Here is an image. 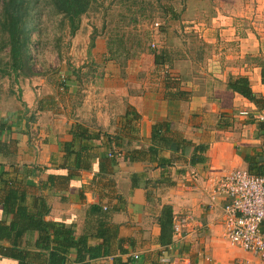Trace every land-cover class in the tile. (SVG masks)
<instances>
[{
	"label": "crops",
	"instance_id": "0c3cea01",
	"mask_svg": "<svg viewBox=\"0 0 264 264\" xmlns=\"http://www.w3.org/2000/svg\"><path fill=\"white\" fill-rule=\"evenodd\" d=\"M259 25L243 37L236 25L219 29V40L234 43L216 42L204 66L181 68L167 50L169 63L152 62L167 68L162 77L132 60L117 67L125 68L122 76L104 64L102 77L89 81L94 90L78 98L41 97L39 87L25 85L23 102L32 120L23 111L0 109L7 121L0 151V264H19V257L52 264L50 252L63 254L56 264H259L228 242L227 199L211 196L230 169L264 175V121L261 127L238 114L264 115V107L226 86L229 77L245 76L264 97V23ZM162 121L168 123L164 145L153 144L157 151L145 159H124L127 151L152 145V128ZM192 156L198 161L192 163ZM10 190L11 205L5 203ZM166 206L172 227L182 222V237L172 231L162 243ZM20 209L23 216L16 215ZM39 219L50 224L49 249L38 244L39 230L30 222Z\"/></svg>",
	"mask_w": 264,
	"mask_h": 264
},
{
	"label": "rangeland",
	"instance_id": "374dc122",
	"mask_svg": "<svg viewBox=\"0 0 264 264\" xmlns=\"http://www.w3.org/2000/svg\"><path fill=\"white\" fill-rule=\"evenodd\" d=\"M27 1L28 51L36 74L16 79L12 72L3 73L9 65H1L0 109L20 110L28 118L25 85L39 87L36 92L41 89V97L78 98L92 92L97 85L89 81L101 78L106 70L125 75V68L117 67L132 60L144 62L149 74L162 77L167 68L156 69L152 62L153 51L163 49L170 50L177 65L186 64L189 70L212 61L216 42H233L219 40V29L236 25L243 37L264 23V0H93L71 34L67 18L50 0ZM172 10L177 19L170 17ZM224 17H230L226 23ZM4 50L0 52L2 62L7 60ZM106 63L111 66L104 71ZM127 76L130 80L132 72Z\"/></svg>",
	"mask_w": 264,
	"mask_h": 264
},
{
	"label": "trees",
	"instance_id": "16d2710c",
	"mask_svg": "<svg viewBox=\"0 0 264 264\" xmlns=\"http://www.w3.org/2000/svg\"><path fill=\"white\" fill-rule=\"evenodd\" d=\"M53 4V8L68 20L69 31L74 33L77 29V19L79 15L84 13L93 0H50ZM30 3L27 0H3L0 4V52L4 50V55L7 56L6 62H2L0 59V66L6 63L9 65V70H2L4 74L13 73L14 77L17 79L19 76L28 77L36 74L32 71L30 67V54L28 51V45L30 40L31 29L27 26V17L29 15ZM171 18L178 17L177 14L172 10L170 12ZM177 19V18H176ZM167 50L153 51V62L156 65L169 63V56ZM1 56V55H0ZM1 69V68H0ZM262 81L264 82V65L261 69ZM63 81V80H62ZM226 86L234 92L239 93L249 101L253 102L259 108L264 107V97L253 92L249 86L248 80L245 76L229 77L226 82ZM63 87V86H62ZM60 87V88H62ZM23 115V114H22ZM31 115L26 121L32 120ZM222 127H226V123L220 124ZM260 126L263 127V122H260ZM7 128V121L5 118L0 119V151L4 150L5 142L1 140V135L5 132ZM168 131V123L166 121L155 123L152 128L151 139L152 145H150L146 150L143 149H132L125 153L124 159L135 161L145 159L146 157L153 155L157 149L154 145H164L167 141L168 136L166 132ZM169 139V138H168ZM188 141L182 140V144H186ZM180 146V145H178ZM197 147V146H196ZM199 148V146H198ZM202 148V147H200ZM190 161L197 162L198 158L194 156L191 157ZM13 191L10 190L5 203L11 205L13 201L12 195ZM17 216H23L24 213L20 209ZM36 220V219H35ZM32 222V227L39 230L40 237L38 244L42 248L49 249L50 245V234L48 230L49 222H45L43 219H39L36 222ZM160 227H161V242L167 243L171 239L172 229V215L170 214L169 207H164L162 209V214L160 216ZM58 233L63 236L64 239L68 238L66 232H62V229L57 228ZM60 230V231H59ZM63 233V234H62ZM70 243H63V246H68ZM64 257L63 254H58V252L49 253V261L52 264L61 263ZM19 264L24 263L23 259L19 257Z\"/></svg>",
	"mask_w": 264,
	"mask_h": 264
},
{
	"label": "built area",
	"instance_id": "2783aa9c",
	"mask_svg": "<svg viewBox=\"0 0 264 264\" xmlns=\"http://www.w3.org/2000/svg\"><path fill=\"white\" fill-rule=\"evenodd\" d=\"M238 114L251 116L257 122L264 121L262 113L251 110H240ZM216 195L227 199L223 226L228 242L252 253L259 264H264V175L242 168L230 169L216 180L211 196ZM172 228L173 233L182 237L181 221H176ZM137 257L135 254L134 258ZM161 262H169V259L162 256ZM241 264L251 263L244 261Z\"/></svg>",
	"mask_w": 264,
	"mask_h": 264
}]
</instances>
